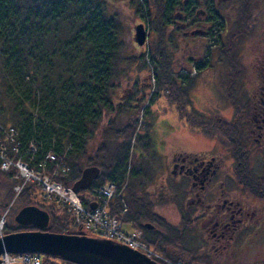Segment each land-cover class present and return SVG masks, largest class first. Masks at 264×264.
Returning a JSON list of instances; mask_svg holds the SVG:
<instances>
[{"label":"trees","instance_id":"1","mask_svg":"<svg viewBox=\"0 0 264 264\" xmlns=\"http://www.w3.org/2000/svg\"><path fill=\"white\" fill-rule=\"evenodd\" d=\"M141 1L136 0V14L143 17L145 12L150 16L153 11V29L158 38L151 42L152 51L149 48V58L155 67L149 76V82L154 86L152 90L159 95L158 90L164 89L175 104V110L190 123L192 130H201L200 134L208 139H222L231 128L228 122L220 120L216 123L220 129L213 131V123L208 119L195 118L185 111L187 105L182 95L187 97L197 76L187 78L184 74L186 82L183 85H178L174 77L176 62L167 50L164 38L173 19V10L181 5L180 0ZM228 41L217 40L215 55L226 62L230 71L228 75L233 77L225 90L235 111L234 123L242 120L248 97L245 93L240 94L245 70L238 63V56L232 53L237 42ZM129 47L122 40L120 22L108 14L101 0H0V122L15 128L25 147L30 142L37 145L39 152L35 161H30L28 156L23 157L30 166L37 167V162L49 152L56 158H63L66 172L55 174L52 179L65 187H72L85 168L98 167L100 175L90 190L105 182L118 186L128 208L127 213L120 217L122 223H131L134 231L141 233L142 241L162 256L177 261L185 254L189 257L188 264H193L204 255L195 252L193 247L187 249L177 233L178 228L157 215L154 204L144 203L136 197V183L142 186L149 173L141 167L134 169V184L130 183L127 172L130 170L127 165L129 145L125 144L121 150H111L108 158L100 164L87 155V148L100 130L104 116L120 111V107L114 106V90L130 57L136 58ZM193 59L195 55L192 54L189 61ZM130 99L123 104L137 108L138 105H130ZM126 130L122 132L124 135L128 133ZM54 168V163H47L46 172L52 175ZM0 175V195H4L5 201L11 200L13 187L18 181L10 178L12 173L0 171ZM36 191L38 188L34 184L23 189L18 200L22 207L34 205ZM84 193L80 192L79 196L86 205L82 197ZM173 202L178 205L175 198ZM111 205V213L119 216L120 202L114 200ZM38 207L50 215L48 232L75 233L65 207ZM180 222L183 230L188 228L186 213H180ZM145 225L156 230H148ZM24 230L4 225L2 234ZM44 259L49 264H72L52 257L44 256Z\"/></svg>","mask_w":264,"mask_h":264},{"label":"rangeland","instance_id":"2","mask_svg":"<svg viewBox=\"0 0 264 264\" xmlns=\"http://www.w3.org/2000/svg\"><path fill=\"white\" fill-rule=\"evenodd\" d=\"M101 1L106 6L108 14L120 22L122 40L124 44L130 45L129 51L134 53L136 58L130 57L123 77L118 81L117 89L114 90L116 92L114 106L120 107V111L104 116L100 123V130L96 132V136L87 148L88 158L100 164L108 158V152L113 149L121 150L125 144H128L127 165H129L130 170L127 172L130 176V183L134 184L133 170H138L141 167L149 173L148 180L145 179L147 181L142 185L143 187L151 186L149 187L151 189L154 188L153 185L158 186L159 183L164 186L160 190L169 196V201L172 202V199L175 198L177 204L180 205L179 202L183 201L184 203L185 198L176 196L178 190L174 188V181L167 180L170 154L175 151L183 154L204 153L208 152L214 145L204 139L205 137L200 134L201 130H192L190 123L180 116L178 110H175V104L170 101V97H167L168 93L164 89L158 90L159 95H155L156 90H152L154 86L151 81L149 82V76L154 73L155 67L149 55L151 42L158 39L156 31L153 29L152 20L154 17L151 16L153 11L150 16L149 13L144 12L142 17L140 13L136 14V0ZM138 1L142 2L141 0ZM217 3L218 5L216 3L215 5L221 11L220 17L214 23L215 28L210 31L211 34L208 38L199 41L192 39L191 35L184 37L182 32L175 27L172 22L173 19L170 21L171 25L167 28L164 38L166 48L176 62L174 77L179 76L178 72L180 74L188 72V78L197 76L195 85L192 90L188 91L187 97L182 95L187 105L185 111L193 114L195 118L208 119L211 124L213 123V131L220 129L217 127L220 120L231 123L235 119L234 108L228 97V91L225 90L233 77L228 75L230 71L226 62L220 61L215 55L218 46L217 40L220 39L224 42L229 40L228 43L234 40L238 44L239 53L236 59L245 70L244 77H242L243 88L240 94L245 93V97H248V91L256 84V79H259L261 74L264 75V0H222V2ZM142 10H144L143 7ZM138 24L144 25L147 33L143 46L136 45L134 41L135 27ZM222 24H225V29L227 25H230L229 30L224 32L222 28L218 27ZM186 32L188 33L189 29H186ZM242 32L243 35H241ZM232 37L234 38L232 39ZM190 54L201 55L200 58L195 57L192 60L199 65L196 75H190L188 68L184 67L187 65L190 67ZM248 69L253 71V76H250ZM131 95L133 98L130 99ZM127 99H130V105H138L137 108L133 109L123 104ZM230 125L232 127V124ZM125 129H127L125 132H128L126 135L122 133ZM104 131H106L105 134ZM59 162L54 163L56 168L59 167ZM10 178L14 180L12 176ZM162 178L166 180L162 181ZM169 182L173 185L170 184L167 190L165 185H168ZM142 186L136 183L135 188L138 190ZM3 196L0 195V224L3 221L0 235L3 233L4 225L15 226L14 215L21 207L18 201L20 195L14 202L13 199L5 201ZM88 196L87 193H84L82 197L87 201ZM33 204L35 206L58 205L66 208L55 198L46 199L42 197L39 191L34 194ZM3 205L5 208L2 207ZM171 207L168 211L163 210L161 215L171 225L178 228L177 233H179L187 249L196 247L199 238H195L196 235L189 228L183 230L177 210ZM57 209L55 207L56 211ZM56 211L54 214L58 216ZM122 230L125 233H131L134 229L131 223H123ZM197 253L207 255L204 250ZM181 256V260L188 264L189 257L185 254ZM154 262L162 264L158 260Z\"/></svg>","mask_w":264,"mask_h":264},{"label":"flooded vegetation","instance_id":"3","mask_svg":"<svg viewBox=\"0 0 264 264\" xmlns=\"http://www.w3.org/2000/svg\"><path fill=\"white\" fill-rule=\"evenodd\" d=\"M217 2L222 0H180L182 7L173 10L175 27L184 37L197 33L208 38L220 17ZM218 27L225 32L230 25ZM248 95L242 120L228 122L232 127L222 139L204 138L214 145L208 152L170 154L167 180L174 181L176 196L185 198L184 203L174 205L159 183L135 194L154 204L160 217L170 206L179 218L180 213L188 215V228L199 238L195 252H207L194 264H264V75Z\"/></svg>","mask_w":264,"mask_h":264},{"label":"built area","instance_id":"4","mask_svg":"<svg viewBox=\"0 0 264 264\" xmlns=\"http://www.w3.org/2000/svg\"><path fill=\"white\" fill-rule=\"evenodd\" d=\"M188 70L190 75L195 74L194 65ZM181 74L189 75L188 72H182ZM38 152L37 145L34 142H30L25 147L19 139L18 131L12 126L3 125L0 122V171L12 173V178L18 181L13 187V201L17 199L27 185L34 184L42 197L46 199L55 198L66 206L74 230H84L89 236L115 241L144 254L153 261L158 260L162 264H185L183 261H174L159 255L142 241L140 232H123V223L120 217L127 213L128 208L116 184L105 182L97 189L90 190V193H87L89 198L86 205H84L80 196L74 193L71 187H65L52 179L55 174L66 172V168L63 166V158H56L55 155L49 152L42 161L37 162V167H32L23 160L24 156H28L30 161H35ZM57 161H60L59 167H55L52 175H49L46 172L47 163H56ZM114 200L120 202L121 205L119 216L111 213V203ZM90 204H95V208L91 209ZM0 264L49 263L41 255L5 253L0 256Z\"/></svg>","mask_w":264,"mask_h":264},{"label":"water","instance_id":"5","mask_svg":"<svg viewBox=\"0 0 264 264\" xmlns=\"http://www.w3.org/2000/svg\"><path fill=\"white\" fill-rule=\"evenodd\" d=\"M145 38L143 25H137L135 43L143 46ZM99 175L98 167L85 168L72 190L76 194L87 191ZM90 208L94 209L95 204H90ZM13 222L19 228L33 230L0 235V256L5 253L36 254L72 264H157L136 250L112 240L89 236L84 230H76L74 234L50 233L47 231L49 213L35 205L21 207ZM145 227L152 230V226Z\"/></svg>","mask_w":264,"mask_h":264},{"label":"bare ground","instance_id":"6","mask_svg":"<svg viewBox=\"0 0 264 264\" xmlns=\"http://www.w3.org/2000/svg\"><path fill=\"white\" fill-rule=\"evenodd\" d=\"M180 7H182V5H180V6H178L177 8H180ZM173 22V21H172ZM145 31V30H144ZM145 34L147 35V33H146V31H145ZM191 38L192 39H194V40H199V41H201L202 39H200L198 36H197V33H192L191 34ZM185 39H187V38H185ZM145 44V43H144ZM137 45V44H136ZM234 55H237L239 52H238V44H236L234 47H233V52H232ZM191 55L192 54H190L189 55V60L191 59ZM194 55V54H193ZM195 57H201V55H199V56H196L195 55ZM191 63L192 64H190V67H192V65H193V61H191ZM249 71H250V76H253V71L251 70V69H248ZM247 70V71H248ZM176 80H177V83H178V85L180 84V85H183V84H185V82H186V77H185V75L184 74H180L179 76H176Z\"/></svg>","mask_w":264,"mask_h":264},{"label":"crops","instance_id":"7","mask_svg":"<svg viewBox=\"0 0 264 264\" xmlns=\"http://www.w3.org/2000/svg\"><path fill=\"white\" fill-rule=\"evenodd\" d=\"M165 186H167V185H165Z\"/></svg>","mask_w":264,"mask_h":264}]
</instances>
